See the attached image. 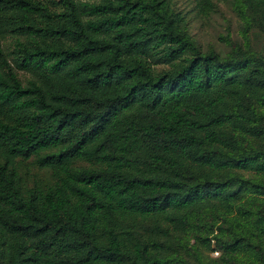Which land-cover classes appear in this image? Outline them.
Returning a JSON list of instances; mask_svg holds the SVG:
<instances>
[{"label": "trees", "instance_id": "1", "mask_svg": "<svg viewBox=\"0 0 264 264\" xmlns=\"http://www.w3.org/2000/svg\"><path fill=\"white\" fill-rule=\"evenodd\" d=\"M223 39L170 0H0V264H264V55Z\"/></svg>", "mask_w": 264, "mask_h": 264}, {"label": "rangeland", "instance_id": "2", "mask_svg": "<svg viewBox=\"0 0 264 264\" xmlns=\"http://www.w3.org/2000/svg\"><path fill=\"white\" fill-rule=\"evenodd\" d=\"M46 1L50 2V0ZM213 1V8L206 14H202L194 7L195 0H170L173 8L184 13L185 18L189 20L190 32L202 46L211 44L224 52L230 46L223 38H228L240 43L249 42L254 50L264 55V34L255 28L249 29L246 33L243 32V21L236 0ZM51 6L56 7L54 4ZM1 40L5 50L10 51L12 49L11 35L4 33ZM8 56L12 60V55L8 54ZM78 163L82 164V162ZM21 172L26 183H33L35 179H41L44 182L50 170L29 162L21 167ZM214 255L217 254L214 252Z\"/></svg>", "mask_w": 264, "mask_h": 264}, {"label": "built area", "instance_id": "3", "mask_svg": "<svg viewBox=\"0 0 264 264\" xmlns=\"http://www.w3.org/2000/svg\"><path fill=\"white\" fill-rule=\"evenodd\" d=\"M218 251H215V253H217Z\"/></svg>", "mask_w": 264, "mask_h": 264}]
</instances>
